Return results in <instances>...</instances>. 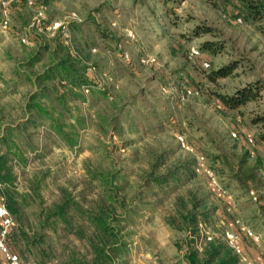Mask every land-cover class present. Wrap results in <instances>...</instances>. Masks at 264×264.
Masks as SVG:
<instances>
[{"label": "rangeland", "instance_id": "374dc122", "mask_svg": "<svg viewBox=\"0 0 264 264\" xmlns=\"http://www.w3.org/2000/svg\"><path fill=\"white\" fill-rule=\"evenodd\" d=\"M43 6L13 0L6 29L0 15V137L11 131L15 138L20 127L19 137L37 145L27 149L18 141L26 162L11 164L16 189L30 194L18 218L9 213L13 225L7 239L21 264H93L91 230L78 211L70 209L66 221L48 217L66 196L82 209L113 210L123 244L116 264H185L188 248L201 252L210 241L223 242V231L237 229V221L261 234L260 243L243 242L248 261L259 257L264 251V142L259 138L264 36L256 26L236 22L228 0H172L166 6L161 0H48ZM43 19L67 22V43L89 77L66 95L60 110L76 146L56 135L45 142L47 123L36 128L26 123L24 107L37 91L35 77L50 64L55 46L54 37L39 30ZM201 26L213 32L196 37L193 30ZM205 40L224 47L207 61L200 58L209 63L202 69L188 59V49ZM230 62L240 63L227 77L211 81L209 75ZM256 82L259 97L239 109H225L216 96ZM50 85L65 91L58 81ZM49 100L43 101L58 108ZM178 137L196 153L183 149ZM205 168L214 170L218 187L207 181ZM230 169L242 172L240 181ZM87 170L112 174L115 201H105L103 187ZM170 174L174 177L166 184L153 181ZM35 184V193L29 191ZM205 234L210 241L203 240Z\"/></svg>", "mask_w": 264, "mask_h": 264}, {"label": "trees", "instance_id": "16d2710c", "mask_svg": "<svg viewBox=\"0 0 264 264\" xmlns=\"http://www.w3.org/2000/svg\"><path fill=\"white\" fill-rule=\"evenodd\" d=\"M48 0H43L42 5H46ZM164 6L172 0H161ZM174 1V0H173ZM46 2V3H44ZM228 3L234 9V15L237 18L243 19L245 22H252L258 31L264 36V0H228ZM164 9V8H163ZM174 17L178 18L177 14L174 13ZM236 18V19H237ZM208 27L201 26L193 30V34L198 37L201 33H212ZM55 46L51 50V56L49 65L45 67L44 72L35 77L34 83L36 85V93L29 94L25 111L29 113L26 123L31 126L37 127L36 124H42L45 126L47 123V135H56L69 146H76V139L71 132L65 131V125L61 122V109L65 110V97L67 94H74L75 89H79L81 86L87 84L89 77L86 71V66H84L79 57H73L70 50V46L67 43L68 40L64 38L61 32L55 34L53 40ZM49 47V46H48ZM224 45L222 42H212L205 40L201 43L199 50L201 52V58L203 57L206 61L209 60L208 55L216 56L223 49ZM51 48V47H49ZM56 53L62 54V57L55 58ZM64 55V56H63ZM240 63V62H238ZM237 62H230L228 64L222 65L217 70L213 71L209 75L211 81L215 82L219 78H225L228 74L238 68ZM29 66L33 65V61L30 60ZM58 81L61 85H65V91L60 94L58 90L51 86L50 83ZM256 82L248 87L236 91L233 95L229 94H216L221 105L227 110H236L247 103L256 100L260 95V86ZM67 86V87H66ZM97 93H100L99 91ZM51 95V97H50ZM78 95V94H75ZM48 98L49 102H57L58 108H52L47 102H44ZM58 113L59 116H55ZM77 121L81 120L77 118ZM25 124V123H24ZM23 129L16 127L15 131L17 136L14 138L11 131L6 132L5 138L0 139V148L5 149L7 153L0 152V202L4 204L8 212L17 218L19 217V212L22 208L29 206L28 198L30 194L25 192H19L15 185V175L12 171L11 164L16 161L17 164L23 166L26 162L23 156L22 149L19 146V142L27 147V149H34L37 145L31 146V142H24V139L19 137L20 131ZM10 135V137H8ZM260 142H264V133L260 135ZM35 147V148H34ZM243 164V161L240 162ZM232 171V176L234 179L241 180L240 170ZM87 173L92 180H98L103 187V194L105 195V201L111 203L115 201L112 197L113 194L110 191L117 189L116 184L112 187L110 184L114 183L112 179V174L107 177L106 175L98 172L87 170ZM244 174V173H243ZM249 176H252L251 170H249ZM169 177H174V174L164 175L162 177H154L153 181L157 184H166ZM37 184L30 185V190L35 193ZM75 209L79 213V217L82 222L87 225L91 230V253L93 254V264H116L114 258L122 254L120 246L121 234L119 226H114V217L112 216L113 210L103 211L101 207L96 210L92 209H82L80 205L71 198L67 196L61 200L59 204L54 205L53 210L48 212V217H53L55 219H61L66 221V215L70 209ZM264 209V206H263ZM52 218V219H53ZM49 218H47L48 220ZM191 228L193 235L197 234V227L194 223V218L191 217ZM49 221V220H48ZM82 231H79L81 235ZM83 237V238H82ZM81 238L84 239L83 233ZM10 245V244H9ZM188 247V246H187ZM243 250L248 253L249 249L244 245L241 246ZM11 251L16 253V250L10 246ZM183 262L185 264H237V256L234 255L233 251L224 243L219 240L210 241L201 252L195 250L194 248H188L184 254ZM255 264H260L259 257H254ZM118 258V257H117Z\"/></svg>", "mask_w": 264, "mask_h": 264}, {"label": "built area", "instance_id": "2783aa9c", "mask_svg": "<svg viewBox=\"0 0 264 264\" xmlns=\"http://www.w3.org/2000/svg\"><path fill=\"white\" fill-rule=\"evenodd\" d=\"M13 0H0V15H2L1 25L4 29L8 28V6ZM26 3L29 6L32 7H38V9L42 10L44 6L42 4H39L38 0H26ZM240 18L236 19V22H240ZM39 30H42L43 32H47L49 36L54 37L56 32H62V36L64 38H68V27L67 22L64 20H56V21H47L46 19H43L39 22ZM24 42V40H22ZM124 56V55H123ZM201 58V52L196 45H191L188 49V59L194 63L200 65L202 69L209 68V63L202 61ZM85 92H89V88H84ZM180 146L189 151L191 154H195L194 148L192 146L187 145L182 137H178ZM248 141L252 143V139L249 138ZM197 155V154H196ZM196 158L199 161H204V156L201 154H198ZM204 174L206 176L207 181L215 186L218 187L219 183L217 180V176L215 175V172L213 169L205 168ZM256 199V198H253ZM238 226L237 229L231 228L226 229L223 231L222 234V240L223 242L233 251L234 255H236L238 258L247 260L248 253H246L243 248L241 247L244 242V240H250L254 243H260L262 241V236L259 232H257L255 229L250 228L249 226L243 225L240 223V221L236 222ZM13 225L12 218L4 206L2 202H0V264H21L20 258L18 254L11 251L10 245L8 243V233ZM204 241H210L211 237L208 234L204 235L203 238ZM260 264H264V251L261 252L260 256ZM248 261V260H247ZM249 264H255L253 261H248Z\"/></svg>", "mask_w": 264, "mask_h": 264}]
</instances>
